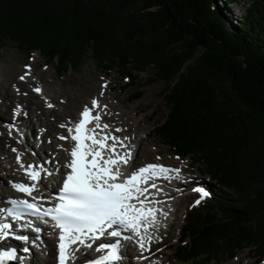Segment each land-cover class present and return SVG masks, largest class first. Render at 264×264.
Segmentation results:
<instances>
[{
	"label": "trees",
	"instance_id": "obj_1",
	"mask_svg": "<svg viewBox=\"0 0 264 264\" xmlns=\"http://www.w3.org/2000/svg\"><path fill=\"white\" fill-rule=\"evenodd\" d=\"M239 1L0 0V52H39L59 76L92 59L163 82L154 133L214 182L184 221L175 255L190 264L244 251L264 264V0L236 16Z\"/></svg>",
	"mask_w": 264,
	"mask_h": 264
},
{
	"label": "snow or ice",
	"instance_id": "obj_2",
	"mask_svg": "<svg viewBox=\"0 0 264 264\" xmlns=\"http://www.w3.org/2000/svg\"><path fill=\"white\" fill-rule=\"evenodd\" d=\"M28 74L26 72L25 75ZM20 80L24 81L25 76H21ZM106 87V84L102 85V88ZM33 91L41 94L42 88L37 86ZM100 95H104L103 91ZM47 106L53 107L51 103H47ZM106 108L107 105L102 106L97 98H93L91 106L85 105L79 113L78 121L60 125L61 128H66L69 135H61L58 139L67 140L70 137L74 145L69 152L70 161L64 165L69 171L63 178L62 186L48 200L51 206L44 207L39 201L45 198L34 196L33 193L39 191L38 183L42 179V172L49 176L52 172L44 169L43 165L29 164L25 167L21 163V156L17 155V163L32 183H14L12 187L31 200L12 199L9 201L10 207L0 208V214L6 215L11 221H22L25 213H28L44 218L45 223L51 222V227L59 230L58 264H68L70 260H75L76 253L82 247L90 249L104 237L115 238V242L100 243L96 251L104 254L86 264H121L122 237L135 242L141 252L140 258L148 259L144 253H150L151 245L161 239L157 235L161 226L160 217L167 219L169 215L168 211L158 207L162 201L151 190L160 192L155 180H170L171 173H175L179 179L181 169L148 163L131 174H126L125 169L133 159V152L124 143L129 138L114 134L123 129H113L110 124L102 123V110ZM19 109L18 105L14 116ZM14 127V124L9 125L10 135ZM12 151L15 152L16 149ZM193 191L199 194V198L191 207L200 205L210 196V192L203 186L195 187ZM21 227L31 230L33 224L29 221ZM13 229V223L0 222V242L9 237L18 241L29 239L27 235L14 236ZM34 230L37 233L41 231L39 227ZM124 233L130 235L124 236ZM28 251L27 247L23 248L24 253ZM15 261L22 264V257L18 256L15 248H0V264Z\"/></svg>",
	"mask_w": 264,
	"mask_h": 264
},
{
	"label": "rangeland",
	"instance_id": "obj_3",
	"mask_svg": "<svg viewBox=\"0 0 264 264\" xmlns=\"http://www.w3.org/2000/svg\"><path fill=\"white\" fill-rule=\"evenodd\" d=\"M249 0H240L239 6L235 8V10L239 11V7L242 8V11L237 13L235 11L236 16L243 15L244 11V4L248 2ZM234 9V8H233ZM229 27V26H228ZM55 63H47L45 59L39 54V52H33L29 56H26L24 52L18 50L14 45L9 44L6 46V48L0 52V77L4 74H9V79L7 78L5 84H9V80L14 77L15 81L20 80L21 76H25V80L29 78L32 82L27 85V91L26 93L29 99H34L35 95L44 102L45 107L49 108L47 106V103H50L49 98L42 96H38L34 91V87H41L43 91L46 92V96L50 97L53 95V91L59 92V91H65V92H71L74 93L75 96L80 95V100H82L81 105L82 107L78 109L75 112V115L72 117H66L63 124H67L69 121L75 123L79 119V113L82 111L83 107L85 105L91 106V100L93 98H98V94L100 93L102 89V85H109L114 86L113 92H109L110 94L108 97H110L112 94H115L117 90L121 89V92L119 93L120 99L127 98L128 99L126 106H136L138 104H145L147 107L145 108L144 112L137 115L136 120H142L146 117L150 116V122L149 127L146 131L142 132L140 134V137L144 138L143 142L148 143L149 141H152L154 144L148 145L147 147L143 146V152L150 153L149 156L146 158H139L136 162V165H143L148 163H158L163 162L164 164H169L171 161L178 162V166L182 169L181 179H186L185 183H190L189 178H187V174L191 173L192 181H196V185L204 186V185H211L214 187V182L209 179L208 176L201 174V170L204 171V167L199 164L195 163L191 157H187L183 160H179L174 157V151L166 146L163 145V143L160 141V138L156 136L154 132H152V129L154 126H156L159 122L163 120L164 117L168 114V109L165 106L164 98L161 96V91L164 88V84L161 81H155L150 82L151 80V72L147 71L145 73L137 74L135 72H132L130 75L132 78H129L127 76H122L119 73V69L114 68L108 73H104L100 70V67L97 66V63L93 61L92 59H88L84 65L83 68H81L79 71L75 72L74 70H69L68 72L64 73L61 77L59 74H57L55 68ZM26 72H28V75H25ZM22 73V74H21ZM11 89V87H10ZM13 93H17V90L20 91V89L17 87L16 84H13L12 87ZM98 90V92L96 91ZM16 91V92H15ZM44 92V93H45ZM60 93V92H59ZM10 94V91H7L6 93H3V96H1L0 99V161L4 162L3 164H6L9 160L13 163H16V155L21 156V159L27 160L23 163V165L26 167L29 164L35 163L36 165H40L38 162V157H41L43 161H50L53 165L57 163V166H59V159L58 155L61 156L63 152H66L67 147H65V140L58 139L59 136L63 135L61 131L55 133L53 136H50V129H45L44 127L39 126L37 122L35 121V117L37 115L33 110H31L29 107H23L22 105H19L18 101L15 97ZM60 102L65 103L66 99L61 96L59 98ZM47 102V103H46ZM101 103V102H100ZM20 106L19 111L14 116V110L17 109V106ZM53 105V104H52ZM56 106L53 105L51 109L55 108ZM8 110L10 111V114H8ZM30 114V117H32V126L34 128L33 137L28 136L31 138V141H33V138L36 140L35 142L27 141L25 136V129L23 126L20 125V122L23 118L27 117V115ZM78 115V116H77ZM10 116V117H9ZM77 117V118H76ZM76 118V119H72ZM34 119V120H33ZM72 119V120H70ZM62 123H57L59 130L61 129L60 125ZM15 125L14 128L11 129V135L9 134L10 128L9 125ZM109 124V123H108ZM56 125V127H57ZM21 126V127H19ZM145 132L150 133V138L145 139ZM61 134V135H58ZM9 140H12L14 142V145H11ZM22 141L24 142V146L22 147ZM61 141V142H60ZM41 143V149L39 150V144ZM45 144L48 145V147L45 146ZM158 144V145H156ZM16 146L19 150H17L16 155H14V152L12 149H16ZM158 146V147H156ZM22 150V151H21ZM27 152V158H25L24 151ZM145 150V151H144ZM42 152V154H41ZM59 152V153H58ZM54 158V155H56ZM159 157V159H157ZM54 158V160H53ZM32 161V163H31ZM50 164V166H53ZM20 164H16L17 169L20 172H25L24 169L19 168ZM2 177V180L7 183V186L10 188L12 187V181L8 180V178L5 176V174H1L0 178ZM28 178V176H26ZM43 183H44V179ZM184 182V180H183ZM12 183V184H11ZM45 185V183H44ZM195 184H192L189 187L184 186V189H173L171 187L165 186V190L168 191V193H175L177 196L170 198L168 201L170 203V218L173 222L172 224V230H171V237L168 239V241L165 243L170 248L166 250V258L169 262L172 264H190L187 262H182L177 259L176 253L178 251V248L184 247L185 243L183 244H176L177 237H178V230L181 226H183L184 218V210L188 209L192 203L196 199H198V196H195L193 198V194H196L191 190V188H195L198 186H193ZM40 186H38L39 188ZM186 189V190H185ZM187 196L185 199H180V196H184L182 193ZM197 195V194H196ZM211 198V194L209 196ZM171 201V202H170ZM208 197L205 198L202 202H207ZM172 202L180 203V206H176L173 208ZM172 203V204H171ZM170 218H167L166 220H169ZM204 216L202 215L200 218V223L203 220ZM183 224V225H182ZM186 234L187 233V227L185 229ZM165 236L160 233V237ZM39 255V254H38ZM55 253L51 254V258L54 259ZM133 260L135 261L133 264H139L140 262L143 264L144 260L141 258L133 256ZM49 257H46V259H51ZM165 258V259H166ZM164 259V260H165ZM147 264H151V261ZM153 264V263H152ZM213 264V263H212ZM216 264V263H214ZM217 264H253L252 256H250L247 251H244L243 253L239 254L236 258L233 260H227L222 261Z\"/></svg>",
	"mask_w": 264,
	"mask_h": 264
},
{
	"label": "bare ground",
	"instance_id": "obj_4",
	"mask_svg": "<svg viewBox=\"0 0 264 264\" xmlns=\"http://www.w3.org/2000/svg\"><path fill=\"white\" fill-rule=\"evenodd\" d=\"M9 77H10L9 74H4L2 75V77H0V99H1V96H3V93L10 91V94H6V95L7 96L11 95L15 97L19 105H22L23 107H29L31 110H33L35 114L37 115V117H35L36 119L35 121L37 122V124H39V126L44 127L45 129L46 128L50 129V133H49L50 136H53L55 133L61 130H62L61 133H63L64 136L69 135L66 128L64 129L61 128L59 130L57 123L64 122L65 116L72 117L73 115H75V112L82 107L84 103L81 105L82 100H80V97H81L80 95L75 96L74 93L65 92V91H59L60 93L53 91L52 93L53 95L50 98L46 96V92L42 90L41 95L49 98L50 100L49 102L56 106L53 109L46 108L44 102L40 100L36 95L34 99H29V97L25 95L27 91V85L32 82L29 78H27L26 81H19V80L15 81L14 80L15 78L12 77L9 80V84L7 85V83L5 84V82L7 78L9 79ZM13 84H16L17 87L20 89V91H17V93H13V90H12ZM113 90H114V86L107 85V87L104 90L102 89L101 91H99L100 93L98 94L97 99L99 100V102H101L100 104L102 106L107 105V108L102 110V123H109L113 129L116 127L123 129L122 132L114 133V134L120 137L127 136L129 138L128 140L124 141V143L127 145L134 146V152L136 156L135 162H137L139 158L141 159L146 158L147 156L150 155V153L148 152H143V146L147 147L148 145L154 144L152 141H149L148 143H144L143 142L144 138L140 137V134L146 131L149 127L150 116L142 120H136L137 115L143 113L147 106L145 104H138L136 106L134 105V106L128 107L126 106V103L128 99L130 98V96H128L127 98L120 99L121 95L119 96V93L121 92V89H119L117 90L115 94H112L110 97H108V95L110 94L109 92H113ZM96 91L98 92V90ZM102 91L104 93L103 96L100 95ZM37 95L40 96L39 94ZM61 96L66 99L65 103L60 102L59 98H61ZM8 114L11 115L9 110H8ZM22 119L23 120H21L20 125L23 126V128L26 130L25 131L26 140L31 141V138L33 137V133H34V128L32 126V117H30V114H28L27 117L25 118L22 117ZM58 135H61V134H58ZM28 136H32V137L29 138ZM146 138H150L149 132L147 133L145 132V139ZM33 141L35 142L36 140L33 138ZM9 142L11 145H14V142L12 140H9ZM109 143H111V141H109ZM64 145L65 147H68V148L71 147L72 140L70 139V137L69 139L65 140ZM45 146L48 147L47 144H45ZM17 150L19 149L16 147V151L14 152V155H16ZM118 150L121 151V149H118ZM23 151H24L25 158H27V155H28L27 152H25V150ZM122 151H124V149H122ZM38 159L40 162L42 161L40 157H38ZM58 159H59V171L62 173L63 172L62 168L64 166V163L66 162V152H63L61 156L58 155ZM25 161L27 160L23 161L21 159L22 164ZM174 161H171L167 165L164 164L163 162H158V163L156 162V163L164 165L166 167H170V168H180L178 166V162H174ZM3 163L4 162L0 161V176L1 174H5L8 180L12 181V183H26V184H29L28 182L32 183V181H30V179H27L26 176L22 172H20L19 170H16L17 160H16V163H13L10 160L6 164H3ZM181 174H182V169H181L180 177H181ZM169 175L172 177L170 180H164L163 178L157 179L158 183L161 185L160 195L165 194V196H163L162 199H167V203H169L168 200L170 198L176 197L177 195L175 193H168V191L165 190V186L171 187L173 189H181V188L184 189V186L189 187L192 184L196 185V181L191 180L192 179L191 173H188L186 175L187 178H189L190 180V183L188 184L185 183L186 179H181V178L177 179L175 173H171ZM42 179L38 183L40 186H44ZM182 194L184 196H180L181 200L187 197L184 194V192ZM11 195H12V189L7 186V183L4 182V180H2V177H1L0 178V200L1 202L2 200H7L8 197ZM173 205H174L173 208H175L176 206H180V203L175 202ZM171 220H172L171 218L169 220L161 219V225L163 229L157 232H158V236H160V233L165 236H162V238L160 239L158 243H153L151 245L150 253H147V252L144 253V255L148 257V259H143L144 260L143 264H147L150 261H151V264L152 263L153 264H168L167 258L165 256H166V250H168L170 246H168L165 243L171 237L170 233H171V230L173 229L172 228L173 222ZM121 243L122 245H124L123 240H121ZM19 247L24 248L20 244H19ZM47 247H48L49 255L53 254V252L55 251V245L52 243L51 240H47ZM0 248H3L2 244H0ZM28 249L31 253L29 256V259L23 257L21 252H18V256L22 257V264H56L55 260L53 259L48 260L45 257H41L40 255H38L40 251L39 249H36V248H28ZM122 253H123V258H122L121 264H133L135 262L133 260L134 258L133 256L135 255V257L137 258L138 257L140 258L141 256V252L139 248L133 241H129L128 245L124 249V252ZM55 256H56V253H55ZM17 263L19 264L21 262L19 261ZM139 264H142V263L140 262ZM169 264H172V263L169 262Z\"/></svg>",
	"mask_w": 264,
	"mask_h": 264
}]
</instances>
